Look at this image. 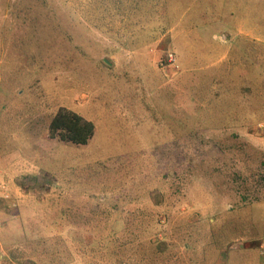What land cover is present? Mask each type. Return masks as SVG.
<instances>
[{
	"label": "rangeland",
	"instance_id": "374dc122",
	"mask_svg": "<svg viewBox=\"0 0 264 264\" xmlns=\"http://www.w3.org/2000/svg\"><path fill=\"white\" fill-rule=\"evenodd\" d=\"M0 264H264V0H0Z\"/></svg>",
	"mask_w": 264,
	"mask_h": 264
},
{
	"label": "trees",
	"instance_id": "16d2710c",
	"mask_svg": "<svg viewBox=\"0 0 264 264\" xmlns=\"http://www.w3.org/2000/svg\"><path fill=\"white\" fill-rule=\"evenodd\" d=\"M94 133L93 125L79 115L60 108L51 119L48 135L66 143L85 144Z\"/></svg>",
	"mask_w": 264,
	"mask_h": 264
}]
</instances>
